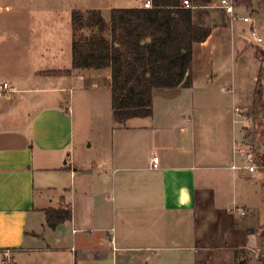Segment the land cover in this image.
Masks as SVG:
<instances>
[{
  "label": "crops",
  "instance_id": "0c3cea01",
  "mask_svg": "<svg viewBox=\"0 0 264 264\" xmlns=\"http://www.w3.org/2000/svg\"><path fill=\"white\" fill-rule=\"evenodd\" d=\"M142 2L131 0L128 7ZM220 2L199 0L193 6L195 21L212 32L194 44L192 86L155 88L150 117L119 124L108 110L96 131L109 151L95 158L76 151L78 96L91 106L111 95L112 108L111 69L43 73L71 68L73 25L67 52L57 46L51 54L59 64L39 68L32 59L38 48L31 23L36 15H14L17 28L7 31L0 14V74L7 52L15 53L17 63L12 80L4 81L12 91L0 97V264H56L59 257L66 261L61 264H183L188 259L182 251H195L188 261L193 264H223L234 256L230 245L256 242L264 203L258 186L264 141L258 161L252 162L238 151L242 142L235 141L232 124L230 132L219 134L203 128L199 104L213 96L214 88L206 95L193 88L197 52L205 59L209 50L233 40V22L243 19L237 13L240 0H235V19L218 7ZM93 8L109 20L113 6ZM216 77L206 71L205 82ZM256 82L252 101L243 108L253 105ZM209 103L207 108L217 112L214 99ZM237 108L242 107L232 108V123ZM154 156L159 157L156 168ZM249 165L256 169L250 171ZM60 206H71V218L56 228L43 225L45 209ZM37 224L43 233L34 229Z\"/></svg>",
  "mask_w": 264,
  "mask_h": 264
},
{
  "label": "rangeland",
  "instance_id": "374dc122",
  "mask_svg": "<svg viewBox=\"0 0 264 264\" xmlns=\"http://www.w3.org/2000/svg\"><path fill=\"white\" fill-rule=\"evenodd\" d=\"M130 1L131 0H0V14L6 17V26H8L6 28L7 31H13L15 27L17 28V20H14V15L23 14V18L29 13L36 15V21H32L31 23H35L36 28L33 29L37 30L38 48L35 52L32 51V59L33 61H37L39 68H45L53 64H59V60H55L52 57V55L58 51L59 46L62 47L61 51L63 54H65L69 48L73 9L78 8L83 11L85 10L84 8H103L110 2L113 7H128ZM240 2L237 9L238 15L242 17L250 16L255 20L257 36L252 34L251 21H244L242 18L235 20L233 25L236 33L235 36L237 37L228 41L226 45H220L217 50H209L205 59L203 56H200V51L197 52V60L195 62L197 76L193 88L196 89V92L205 93V95L212 90L211 87L214 88L213 96H210V98L206 96L201 104H199L200 107H202L200 108V113L202 115L201 123H203L202 127L211 132L213 130L215 134H219L221 131L230 132L232 124L234 126L233 136L235 137V141L242 142L241 148H244L247 153H251L252 162H256L258 161V155L261 151V144L259 142L264 141V133H255L254 131V116L251 112L252 105L248 108L243 107H245L248 102L252 101V92L261 64L258 52L260 49H264V1L240 0ZM257 37H262L263 41L259 43ZM14 54L15 53L12 51L5 54L7 56L4 63L5 69L2 70L0 74V83H3L5 80L10 81L12 80V76H14L17 65ZM63 58H65V56ZM209 70L210 73L217 74V77L211 83L205 82V73ZM49 78H53L54 80L58 77ZM186 92L189 93L187 90ZM216 98L217 101H215ZM212 99H214L216 107H219V109L216 110L217 112H211V110L207 108L210 107L209 101H212ZM181 101V105L185 104L188 101V96L184 97ZM95 102L90 106L89 100L84 102V98L80 95L78 96L79 110H81V112H79L76 122V151L82 155V158H95L100 155V153L104 154L109 151L108 145L100 141L102 140L101 134L97 133L96 126L98 123L101 124V120H104V122L107 120L108 116L106 115H109L108 110H110L111 114V95L109 99L103 97L101 100H98V105H96ZM174 104H176V102ZM235 106L242 107L241 109L237 108L241 114L238 112L237 121L235 120V122L232 123V115H234L232 108ZM84 108H86V110L82 113ZM166 108H169V106ZM110 118V120H113L112 117ZM134 120L142 119L137 118ZM258 174L261 178L258 177V186L263 189L262 193L264 199V168H259ZM258 218L257 224L260 228H257V231H260V235L258 234L256 242H243V246L239 244L231 246L228 244L234 256L232 260L223 262V264H236L237 256L239 260H246L248 264H264V203L259 211ZM44 224H46V218L43 220V225ZM42 228L43 226L41 227L40 224L34 227L38 233L44 232ZM31 235L34 236L33 231ZM47 240V238L43 240L44 247H46ZM202 246V244L201 247L199 245V251ZM33 253L35 255L38 254L35 252ZM182 253L187 256L188 260L186 261L188 262L192 261L189 260V256L192 257L195 251H182ZM203 253L204 252H200L201 255ZM164 254H170V252H164ZM186 261L183 260V264L186 263ZM207 262L208 260H201L199 264H208ZM10 263L12 264V261H10ZM35 263L45 264V262L40 260ZM48 263L52 264L51 262ZM61 263H66V261L59 257L56 264ZM193 263L194 262H188V264Z\"/></svg>",
  "mask_w": 264,
  "mask_h": 264
},
{
  "label": "trees",
  "instance_id": "16d2710c",
  "mask_svg": "<svg viewBox=\"0 0 264 264\" xmlns=\"http://www.w3.org/2000/svg\"><path fill=\"white\" fill-rule=\"evenodd\" d=\"M189 1L191 6L183 0H152L149 8L113 7L109 20L100 9L75 8L72 66L43 73L57 76L78 69L109 68L114 120L123 124L131 118L150 117L155 88L192 86L194 44L206 41L212 32L194 19L193 6L199 0ZM258 54L261 66L251 112L255 133H264V49ZM45 215L47 226L56 228L71 218L72 208L50 207ZM236 264L248 262L237 256Z\"/></svg>",
  "mask_w": 264,
  "mask_h": 264
},
{
  "label": "built area",
  "instance_id": "2783aa9c",
  "mask_svg": "<svg viewBox=\"0 0 264 264\" xmlns=\"http://www.w3.org/2000/svg\"><path fill=\"white\" fill-rule=\"evenodd\" d=\"M183 3L186 6H191V2L189 0H183ZM142 7H152V0H143L142 2ZM218 7L223 8L224 10H226V12H228L229 14L232 15L233 19L236 18L235 15V0H221L220 4L218 5ZM244 21H251L252 22V34L254 36H257V32H256V24L254 23L253 19L250 16H244L243 17ZM257 41L260 43L263 41L262 37H257ZM12 88L10 87L8 82H3L0 83V97L11 92ZM238 151L241 153V155L244 156H248L251 157V153H247V151L244 148H240L238 149ZM159 164V157L158 156H154L152 159V165L153 167H158ZM236 167V166H234ZM247 167L250 171H254L256 169L255 165H249V166H245ZM239 168H241V166H239Z\"/></svg>",
  "mask_w": 264,
  "mask_h": 264
}]
</instances>
